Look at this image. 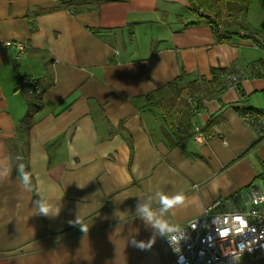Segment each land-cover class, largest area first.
<instances>
[{
    "label": "crops",
    "instance_id": "0c3cea01",
    "mask_svg": "<svg viewBox=\"0 0 264 264\" xmlns=\"http://www.w3.org/2000/svg\"><path fill=\"white\" fill-rule=\"evenodd\" d=\"M256 4L247 22L258 39L241 29L220 42L210 26L190 24L187 0H99L76 15L61 8L38 13L57 9V0H0V172L7 170L0 180V264H176L164 239L149 250L131 244L152 235L136 216L140 197H152L155 208L156 191L183 192L185 204L165 214L179 226L217 200L247 206L251 187H264V46L257 44L264 6ZM16 65L45 87L27 140L33 183L25 192L11 154L27 108ZM215 67L237 69L232 76L240 85L228 84L200 106L185 98L177 112L181 142L167 139L146 96L182 71L189 80L210 78ZM7 68L12 88L5 86ZM245 108L259 127L244 120ZM197 126L203 141L195 138ZM39 197L60 207L59 215L36 214ZM78 217L85 232L70 223ZM235 264H264V255Z\"/></svg>",
    "mask_w": 264,
    "mask_h": 264
},
{
    "label": "trees",
    "instance_id": "16d2710c",
    "mask_svg": "<svg viewBox=\"0 0 264 264\" xmlns=\"http://www.w3.org/2000/svg\"><path fill=\"white\" fill-rule=\"evenodd\" d=\"M57 9L40 10L38 13H47L55 10L64 9L74 15L92 11L98 4L97 0H57ZM256 0H187L188 8L195 15V19L190 24H205L210 26L217 34L218 41L230 42L239 35V30L246 33L258 35L247 22V14ZM264 3V0H262ZM31 31H35V19H31ZM96 32H98L96 30ZM256 38V36H254ZM20 74V90L27 104V109L22 118L17 122L15 137L11 140V154L13 171L17 173L19 164H24L28 170V135L36 123L37 114L45 106L44 90L40 78H31L23 75L20 67L16 65ZM237 70V69H236ZM236 70L215 67L211 69L210 78L202 76L195 79H188V75L182 71L181 74L160 89L150 92L146 96L148 105L157 112L162 120V130L164 136L169 140H177L180 144L182 131L177 122L178 105L185 98L191 97L195 101V106H200L202 101L215 98L221 95L228 84L238 82L233 81L232 74ZM240 71V69L238 70ZM236 74V73H235ZM240 84L236 83V86ZM168 89L169 95L159 96L164 90ZM244 113V110H243Z\"/></svg>",
    "mask_w": 264,
    "mask_h": 264
},
{
    "label": "built area",
    "instance_id": "2783aa9c",
    "mask_svg": "<svg viewBox=\"0 0 264 264\" xmlns=\"http://www.w3.org/2000/svg\"><path fill=\"white\" fill-rule=\"evenodd\" d=\"M257 37V35H254ZM259 46H264V38L257 40ZM7 46H16L19 51L25 49L22 43ZM232 80H236L232 76ZM231 83L230 86H236ZM191 105L195 106L193 98L188 97ZM244 120L253 126L259 124L255 121V112L245 108ZM195 138L204 140L201 127H196ZM259 193L264 196V190L252 186L247 199V206H237L236 203H226L217 200L209 206L203 214L188 221L180 227L185 231L180 251L175 252L164 239L170 249L176 264H231V258L236 253L244 255H264V201L256 202L254 196Z\"/></svg>",
    "mask_w": 264,
    "mask_h": 264
},
{
    "label": "clouds",
    "instance_id": "9594fccd",
    "mask_svg": "<svg viewBox=\"0 0 264 264\" xmlns=\"http://www.w3.org/2000/svg\"><path fill=\"white\" fill-rule=\"evenodd\" d=\"M227 146V142H225ZM7 178V170L0 172V180ZM17 180L21 191H31L33 177L29 171L25 170L24 164H19L17 167ZM155 202L158 207H153L152 197L144 199L140 197L136 204V216L139 217L146 227L151 229L152 235L148 241H138L133 238L131 244L140 250H149L155 243L157 238L165 239L173 251L179 252L182 240L185 239V231L178 224L170 222L165 218V214L182 207L186 202V197L183 192H176L175 194H166L162 191H156ZM256 202L264 201V196L257 193L254 196ZM36 214L45 217H55L60 213L61 208L53 206L47 199L39 197L34 201ZM121 221L122 217L117 215ZM79 225L82 231L85 232L84 225L80 222L78 217L76 221L70 222ZM242 253H236L231 258V264H235L239 260Z\"/></svg>",
    "mask_w": 264,
    "mask_h": 264
},
{
    "label": "rangeland",
    "instance_id": "374dc122",
    "mask_svg": "<svg viewBox=\"0 0 264 264\" xmlns=\"http://www.w3.org/2000/svg\"><path fill=\"white\" fill-rule=\"evenodd\" d=\"M257 2L256 3H258V7H260L261 5H262V7L264 6V4L262 3V0H256ZM256 3H254L253 5H252V10H251V13L252 12H254V6L255 5H257ZM249 13V12H248ZM255 16V15H254ZM247 17H248V14H247ZM255 18V17H254ZM142 38H144V37H142ZM141 38V39H142ZM12 66V65H11ZM12 73H13V75H14V78H16L17 77V73H16V71L14 70V68H13V66H12ZM3 74L5 75V77H6V75H8V77H9V80L6 78H4V80H5V86H7L8 84L6 83V81L9 83H12L11 82V77H10V72H9V70H8V68L7 69H4L3 70ZM19 81V80H18ZM13 85V84H12ZM12 85H8V87L9 88H12ZM18 97H19V95H18ZM23 109H24V111H23V114H25V107H24V105H23ZM27 109V108H26ZM264 174V173H263ZM264 176V175H263ZM260 182H263V180H260ZM261 190H264V187H263V189H261Z\"/></svg>",
    "mask_w": 264,
    "mask_h": 264
}]
</instances>
